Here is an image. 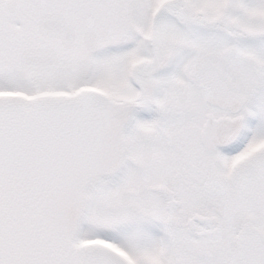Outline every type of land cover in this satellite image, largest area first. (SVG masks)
I'll list each match as a JSON object with an SVG mask.
<instances>
[{
  "label": "flooded vegetation",
  "instance_id": "af4514ba",
  "mask_svg": "<svg viewBox=\"0 0 264 264\" xmlns=\"http://www.w3.org/2000/svg\"><path fill=\"white\" fill-rule=\"evenodd\" d=\"M89 1L60 0L55 2L59 5L56 13L49 10L54 8L49 5L46 13L85 17ZM93 2L105 4L99 14L107 15L132 0ZM65 4L71 10L59 9ZM182 4L183 0H166L155 15L172 10L174 18L186 25L195 16L183 22L175 9ZM25 6L21 0H0V27L6 26L0 32V50L5 52L0 53L4 59L0 58V77L19 75L26 81L28 75L36 80V86L32 88V82L25 87L1 86L0 97L69 98L83 88L108 95L92 83L90 73L98 64L92 55L102 57L103 51L112 49L111 43L83 50L84 80L75 84L66 77L63 83L68 87H56L62 83L61 72L45 79L35 66L28 73L21 68L22 27L25 20L29 24L28 19L40 13L30 4ZM93 13L87 15L90 20L97 18ZM113 24L116 26L109 28L92 24L91 29L100 39L101 30H117V23ZM204 25L225 35L228 47L219 54L206 43L205 55L200 59L196 55L191 62L186 83L176 82L171 75L173 55L159 39L161 31H155L152 25L148 34L144 31L141 35L151 45L150 57L135 62L131 69L137 95L128 101L133 121L126 132L125 170L104 179L97 188L98 197H110L113 221L124 224L127 235L134 231L135 248L143 254L142 264H157L147 257L149 238L156 246L162 244L163 264H264V59L239 46L251 39L264 45V30L246 31L235 22ZM139 37L136 34V39ZM168 40L175 48L190 45L189 39L181 41L179 36ZM203 62L219 70L214 72L210 67L207 91L199 82L198 69ZM261 119L263 122H258ZM137 220H141L139 234ZM242 226L246 231L240 235ZM110 247L126 255L118 246Z\"/></svg>",
  "mask_w": 264,
  "mask_h": 264
},
{
  "label": "water",
  "instance_id": "95a60500",
  "mask_svg": "<svg viewBox=\"0 0 264 264\" xmlns=\"http://www.w3.org/2000/svg\"><path fill=\"white\" fill-rule=\"evenodd\" d=\"M211 66L217 72L210 62L198 69L205 91ZM129 109L94 89L69 98L0 97V264H130L108 247L76 242L89 192L125 167ZM92 114L103 121L93 125ZM104 124L113 134L111 158L93 149L90 127Z\"/></svg>",
  "mask_w": 264,
  "mask_h": 264
},
{
  "label": "rangeland",
  "instance_id": "374dc122",
  "mask_svg": "<svg viewBox=\"0 0 264 264\" xmlns=\"http://www.w3.org/2000/svg\"><path fill=\"white\" fill-rule=\"evenodd\" d=\"M21 1L22 7L30 4L33 7L32 10L40 12L28 19L29 24L25 20V26L22 27L23 51L19 62L21 68H25L27 72L35 66L45 74V79H51L61 72L62 77L59 80H62V83L56 85V87H68L70 85L63 83L66 82V77L67 80L72 79L75 84L84 80L83 74L86 62L83 50H90L95 46L111 43L112 49L103 51L102 57L92 55V58L98 59L95 60L98 64L91 71L90 78L93 84L100 86L99 88L107 92L112 103L117 104L127 103L137 95L132 82L131 69L135 62L150 57L151 45L142 39L141 35H145L144 31L148 34L152 25L155 31L157 29V32L161 31L159 39L163 44H166L165 48L169 49L173 55L171 75L176 78L175 81L178 83L187 82L186 75L191 62L194 58L198 57L200 59L205 55H203L206 52L203 46L206 43L210 48L217 50L219 54H222L223 50L228 47L226 36L221 32L217 33L215 30L205 29V23L209 25L216 23L230 25L235 22L236 26L246 31L264 30V0H183L182 8H175L178 10L181 20L183 22L189 21V18L195 16L186 25L174 18L172 10L164 13L159 12L155 15L160 5L166 0H132L130 5H124V9L117 7L114 12L112 11L107 15L104 13L99 14L102 10L101 6H106L105 4L100 6L99 2L90 0L85 4V17L70 15L67 18L57 17L58 14L51 12L46 13L49 9L48 5L54 7L49 10H54L56 13L59 5L55 2H60V0ZM122 2L126 3V0H121ZM125 7L129 8L130 12H126ZM59 9L71 10L66 4L65 7L61 6ZM92 12L97 18L90 20L87 15ZM130 13L131 15L127 16ZM78 21L79 26L77 25ZM115 22L117 23V30L115 32L101 30L100 39L94 35L95 32L91 29L92 24L96 27H100L101 24V26L104 25L109 28ZM5 28L6 26H1L0 32ZM136 31L139 33H136ZM185 33L191 34L187 35ZM62 34L68 38L62 37ZM136 34L140 36L139 39H136ZM177 36L180 37L181 41L189 39V47L175 48L169 45L171 40L168 39ZM0 42H3L1 33ZM245 44L239 46L241 48L247 47L248 52L255 53V56L264 59V45H262V42L251 39L245 41ZM35 47L39 49L33 51L32 49ZM52 48L53 50H51ZM0 53L4 54L5 52L0 50ZM69 70H71V73ZM30 77L27 75L26 81L19 75L0 77V87L13 85L25 87V85H30L32 82L33 86L31 87L34 88L36 86L34 81L36 80ZM39 86L41 85L39 84ZM262 107H264V99ZM258 122H263V119ZM101 181L91 190L90 197L92 200L78 242H100L108 246L116 245L126 252L125 256L130 261L142 264L143 254L135 248L134 231L131 230L127 235L125 225L113 221L111 209L109 208L111 202L109 196L105 197L104 195L102 198L97 196V188L101 185ZM103 204L107 207H104ZM120 218L123 219L125 216H120ZM137 223V234H139L142 231L141 220H137ZM116 228H120L121 231ZM146 250L149 260H153L157 264H163L162 244L156 246L152 242V238H149Z\"/></svg>",
  "mask_w": 264,
  "mask_h": 264
},
{
  "label": "bare ground",
  "instance_id": "6f19581e",
  "mask_svg": "<svg viewBox=\"0 0 264 264\" xmlns=\"http://www.w3.org/2000/svg\"><path fill=\"white\" fill-rule=\"evenodd\" d=\"M121 116H122V113L116 117L117 120H119ZM84 119L87 121L86 118ZM89 120L90 122L91 120L93 121V125L96 122H98V120H100L101 122L103 121L100 117L95 116L93 114L89 116ZM92 128H93L92 132L94 134V139H96V141L94 142V147H93L94 152L106 158H111L112 153L114 151V141H113L114 139H113L112 131L109 129V126L107 124H104L102 129H98L95 126L90 127V129Z\"/></svg>",
  "mask_w": 264,
  "mask_h": 264
}]
</instances>
